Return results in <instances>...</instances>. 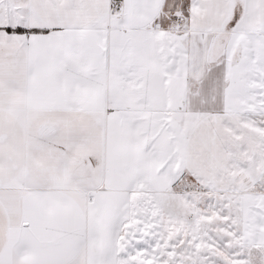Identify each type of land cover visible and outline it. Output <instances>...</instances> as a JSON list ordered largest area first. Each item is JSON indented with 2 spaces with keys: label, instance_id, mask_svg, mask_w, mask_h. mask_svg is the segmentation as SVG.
<instances>
[{
  "label": "snow or ice",
  "instance_id": "snow-or-ice-1",
  "mask_svg": "<svg viewBox=\"0 0 264 264\" xmlns=\"http://www.w3.org/2000/svg\"><path fill=\"white\" fill-rule=\"evenodd\" d=\"M0 264H264V0H0Z\"/></svg>",
  "mask_w": 264,
  "mask_h": 264
}]
</instances>
